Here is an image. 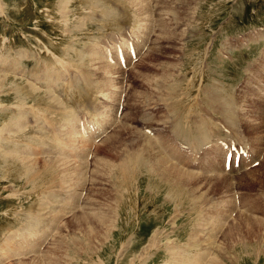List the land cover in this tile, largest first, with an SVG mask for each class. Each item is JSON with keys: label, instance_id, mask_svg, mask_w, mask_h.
<instances>
[{"label": "rangeland", "instance_id": "1", "mask_svg": "<svg viewBox=\"0 0 264 264\" xmlns=\"http://www.w3.org/2000/svg\"><path fill=\"white\" fill-rule=\"evenodd\" d=\"M257 27L264 0H0V264H176L177 246L191 250L187 264L216 250L225 264H264V162L233 184L218 148L210 174L178 150L224 141L229 114L263 152L264 37L230 49ZM166 154L197 180H164L153 163ZM111 208L114 228L98 240L94 219ZM197 231L203 244L189 245Z\"/></svg>", "mask_w": 264, "mask_h": 264}, {"label": "bare ground", "instance_id": "2", "mask_svg": "<svg viewBox=\"0 0 264 264\" xmlns=\"http://www.w3.org/2000/svg\"><path fill=\"white\" fill-rule=\"evenodd\" d=\"M134 1V0H133ZM96 2V1H95ZM138 4V3H137ZM136 4V5H137ZM144 7V6H143ZM140 9V8H139ZM154 13V12H153ZM3 61V60H2ZM4 62V61H3ZM104 67V66H103ZM48 69V68H47ZM107 69H108V67H107ZM113 70V69H112ZM116 72V71H115ZM2 77V76H1ZM51 78V77H50ZM7 80L4 78L1 82H3V83H5ZM110 81V80H109ZM48 83V82H47ZM51 83V82H50ZM172 88V87H171ZM26 98H28V97H26ZM216 98V97H215ZM26 100V99H25ZM21 101V100H20ZM216 102V101H215ZM225 102V101H224ZM212 103V102H211ZM226 103V102H225ZM219 104H221V103H219ZM217 105H218V102H217ZM253 105V104H252ZM221 107V106H220ZM218 108V107H217ZM223 108V107H222ZM221 108V109H222ZM227 109H228V103H227ZM227 109H225L226 111H228ZM214 110H216V109H214ZM228 112H226L225 114H227ZM222 114H224V112H222ZM224 116V115H223ZM262 116V115H261ZM226 117V116H225ZM224 117V118H225ZM252 118V117H251ZM227 122H228V125H230L233 129H235V131L236 132H240L238 129H236L235 128V122H234V120L229 116V114L227 115ZM225 119V120H226ZM263 122V119H258V122ZM253 122H255V121H253ZM256 123L255 124V126H257L258 128H260V125H259V123ZM182 122H179L178 123V125L179 126H176V128H175V133H176V135L177 136H182V134L184 133V132H182V124H181ZM207 123V122H206ZM237 123V122H236ZM71 124V123H70ZM208 124V123H207ZM238 124V123H237ZM248 124V123H247ZM246 124V125H247ZM28 125V124H27ZM192 125V124H191ZM194 125V124H193ZM241 125V124H240ZM250 125V124H249ZM249 125H247V126H249ZM253 125V124H252ZM251 125V126H252ZM238 126H239V124H238ZM251 126H250V128H251ZM27 127V126H26ZM207 127V126H206ZM74 128V125H72L71 126V128H70V130H72ZM69 130V129H68ZM253 132H255V130L252 128L251 129ZM250 130V131H251ZM74 131H76L75 129H74ZM209 131V130H208ZM251 131V132H252ZM72 132H73V130H72ZM194 132V131H193ZM199 132H200V134H201V136H202V139L201 138H199V140H197V142H200L201 140H202V142H204L205 141V138L207 137V135L205 134V133H201V131H198V135L200 136V134H199ZM207 132V131H206ZM250 132V133H251ZM192 133V132H191ZM76 134L78 135L79 133H77L76 132ZM185 134V133H184ZM190 134V133H189ZM195 134H196V132H195ZM241 134V133H240ZM75 135V134H74ZM192 135H194V134H192ZM200 136V137H201ZM198 137V136H197ZM67 138H68V140H69V134H68V136H67ZM3 138H2V135H1V132H0V140H2ZM258 139V138H257ZM19 140V139H18ZM65 140V139H64ZM3 141V140H2ZM69 141H71V140H69ZM63 142V141H62ZM68 142V141H67ZM196 142V141H195ZM72 141H71V144H69L68 145V147L70 146V145H72ZM63 144V143H62ZM67 145V143H66V141H64V144L63 145ZM161 145V144H160ZM193 145H195V144H193ZM71 147H73V146H71ZM199 146L197 145V148H198ZM70 149V148H69ZM161 149L162 150H164V147L162 146L161 147ZM160 149V150H161ZM156 150H158V148L157 149H148V150H143L144 152L143 153H146V154H152L153 152H155L156 153ZM159 150V151H160ZM139 151V150H138ZM168 153V152H167ZM160 154H162V153H160ZM154 156V155H153ZM157 159H158V162L157 163H155V165H154V163H153V168H154V166L156 167V168H158V172H159V174H160V171H161V176L164 178V180H171V181H173V183H174V185H179V184H183L184 183V185H187V186H189L188 185V182H193V181H196L197 179L195 178V176H194V173L192 174V173H189V171H188V173L187 172H184V171H182L180 168H179V164H172L171 162H170V156H169V154H166V156H162V155H157V156H155ZM218 157H219V155L218 154H216V156L214 157V159H215V162L217 161V159H218ZM139 158V157H138ZM154 159V158H153ZM175 159V158H174ZM126 160V159H125ZM142 160H143V157H142ZM124 161V160H123ZM136 162V161H135ZM144 162V161H143ZM143 162H142V164H143ZM124 163H125V161H124ZM126 163H127V165H128V167L129 166H131V168H133L134 167V165H132L133 164V161H131V162H129V161H126ZM125 163V164H126ZM146 164H147V162H145ZM175 163H176V161H175ZM179 163V162H178ZM212 163H214V161L212 162ZM217 163H219V162H217ZM36 164V163H35ZM139 164V163H138ZM145 164V165H146ZM46 165H49V166H52V167H56V165H55V162L51 159V161H50V163H48V164H46ZM144 165V166H145ZM36 166V165H35ZM102 166V165H101ZM122 166V165H121ZM121 166H119V167H121ZM125 166V165H124ZM139 166V165H138ZM136 167V166H135ZM150 167H151V165H150ZM223 167V166H222ZM127 168V167H126ZM130 168V167H129ZM152 168V167H151ZM185 168V167H184ZM125 169V168H124ZM137 169V168H136ZM129 170H131V169H129ZM157 174V173H156ZM252 174V173H251ZM158 175V174H157ZM225 177V176H224ZM162 178V179H163ZM220 178V177H219ZM228 178V177H227ZM213 179V178H212ZM205 180V179H204ZM224 181H225V179H224ZM169 182V181H168ZM172 183V184H173ZM200 183V182H199ZM226 183H228V182H226ZM169 184H170V182H169ZM100 209V208H99ZM106 211V210H105ZM107 212V211H106ZM109 213V214H108ZM108 213H105L104 214V212L102 211V215H100V217L98 216V217H96V219H94L95 220V222H94V224L95 223H97L98 225H97V227H98V240H101L102 239V235H103V237L105 238V239H108L109 238V234L111 233V231H112V229L114 228V222H115V211H114V209L113 208H111V210L109 209V212ZM98 214H100V212L98 213ZM81 216V215H80ZM80 216H79V218H80ZM222 216V215H221ZM244 217H245V215H243ZM82 218V217H81ZM90 218H93V216L92 217H90ZM247 219V218H246ZM246 219H244L243 217H240L239 216V219H236V220H238V222H239V220L240 221H246ZM251 219V218H250ZM252 220V219H251ZM254 220V219H253ZM253 220L251 221L252 222V224H253ZM91 221H93V220H91ZM247 221H249V218H248V220ZM262 221V220H261ZM226 222V221H225ZM236 222V221H235ZM250 222V221H249ZM41 223V220L40 219H37V218H33L31 221H30V226L32 227V228H35V229H37L38 228V225ZM81 223H83L82 221H81ZM84 223H85V221H84ZM87 223V222H86ZM86 223H85V225H86ZM203 223V222H202ZM237 223V222H236ZM236 223H234V224H236ZM88 224H90V222L88 221ZM87 224V225H88ZM92 224V226H90V227H94L95 225H93V223H91ZM232 224V223H231ZM239 224H241V222H239ZM246 225L247 224H249V223H245ZM263 223H261V225H262ZM227 225V224H226ZM249 225H251V224H249ZM255 225V224H254ZM232 226H233V224H232ZM232 226H230L231 228L230 229H232V228H236V227H232ZM236 226V225H235ZM241 226H242V224H241ZM252 226V225H251ZM257 227H258V225H256ZM82 227H83V224H82ZM96 227V228H97ZM229 228V224H228V226H226V228ZM243 227V226H242ZM87 228V227H86ZM215 228V227H214ZM223 228V227H222ZM227 228V229H228ZM238 228H240V226L238 227ZM244 228V227H243ZM243 228H241V230L240 231H243L244 233H252V231H250V230H242ZM247 229H249L250 227L249 226H247L246 227ZM259 228V227H258ZM262 227H260V229H261ZM88 229V228H87ZM93 229V228H92ZM237 229V228H236ZM252 229V228H251ZM253 229H254V227H253ZM83 230H86V229H84L83 228ZM89 230H91V229H89ZM88 230V231H89ZM95 230V229H94ZM238 230V229H237ZM256 230V229H255ZM262 230H264L263 228H262ZM79 231H81V229L79 230ZM87 231V230H86ZM85 231V232H86ZM92 231V230H91ZM215 231V232H214ZM218 230L216 229V230H212V231H210L211 233H209V237H207L208 239L207 240H204V241H209V243L211 242V241H214L215 240V238H216V236H215V234H216V232H217ZM220 231H222V230H220ZM224 231V230H223ZM227 231H229V230H227ZM234 231V230H233ZM232 231V232H233ZM239 230H238V232L237 233H239L240 232ZM259 231H261V230H259ZM259 231H257V232H259ZM35 232V231H34ZM84 232V231H83ZM225 232V231H224ZM223 232V233H224ZM254 232V231H253ZM262 232V231H261ZM235 233V232H234ZM237 233H235V234H237ZM263 233V232H262ZM89 234V233H88ZM87 234V235H88ZM214 234V235H213ZM259 234H260V232H259ZM258 234V235H259ZM240 235V234H239ZM242 235V234H241ZM85 236H86V234H85ZM219 236V235H218ZM231 236V231L226 235V238H227V240L229 239V237ZM244 235H242V237H243ZM91 237H94L93 236V234H92V236ZM205 237H206V235H205ZM258 238H259V236H257ZM76 238V237H75ZM85 238V237H84ZM198 238V231L197 232H195V234H194V236L192 237V238H190L189 240H188V244L189 245H192V246H194L193 244H203L202 243V241L201 240H198L197 239ZM262 237H260L259 238V240H258V242L260 243V242H262V239H261ZM88 239H90V237L88 238ZM225 239V238H224ZM232 239V238H231ZM236 239V238H235ZM241 239H243V238H241ZM59 240V239H58ZM74 240V239H73ZM79 240V239H78ZM155 239L153 238V240H152V242L151 243H155L156 244V240L154 241ZM232 240H234V238L232 239ZM243 240H246V238L245 239H243ZM254 240H256V239H254ZM242 241V240H241ZM64 242V241H63ZM234 242V241H233ZM236 242V241H235ZM73 243V242H72ZM79 243H81V242H79ZM85 242H83V244H84ZM82 243H81V246L83 245ZM261 244V243H260ZM74 245V246H73ZM76 242H74V244H72V246L71 247H74V248H76ZM211 245V244H210ZM78 246H80L79 244H78ZM83 246H85V245H83ZM89 246V245H88ZM87 246V247H88ZM157 246V245H156ZM86 247V246H85ZM89 247H91V246H89ZM35 248V247H34ZM93 248V247H92ZM203 248V247H202ZM90 249V248H89ZM175 249V253L173 252H171L172 254V257H173V259L172 260H174V262H176V264H183L180 260H184L185 261V264H187V262H186V260H185V257L188 255H190L192 252H191V250H189V248L188 249H186L185 248V246L184 247H182V246H177V248L175 247L174 248ZM173 249V250H174ZM178 251H177V250ZM195 249V248H194ZM210 249V248H209ZM218 249V248H217ZM73 250V249H72ZM75 250V249H74ZM196 250V249H195ZM216 250V249H215ZM171 251V250H170ZM264 251V250H263ZM216 252H217V250H216ZM214 253V255H215V257H214V255H213V257H214V259L213 260H211V258H210V260L208 261V257L210 256L206 251H205V253L204 254H200V253H198V254H194V255H196V257L194 256V261L193 262H191V263H188V264H205L206 262V264H225L224 263V260H226V258H227V256H226V253H225V250L223 251H221V252H217V253ZM170 255V256H171ZM221 259H223V261L221 260ZM228 259V258H227ZM192 261V260H191ZM190 262V261H189ZM226 262V261H225ZM169 264V263H168ZM173 264H175V263H173Z\"/></svg>", "mask_w": 264, "mask_h": 264}]
</instances>
